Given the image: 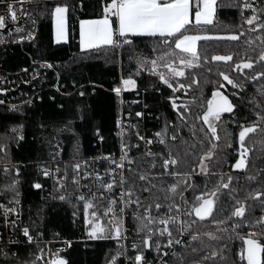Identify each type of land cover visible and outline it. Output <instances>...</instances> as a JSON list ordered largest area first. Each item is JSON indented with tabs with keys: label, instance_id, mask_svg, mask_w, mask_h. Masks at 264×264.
Instances as JSON below:
<instances>
[{
	"label": "snow or ice",
	"instance_id": "6c2138e0",
	"mask_svg": "<svg viewBox=\"0 0 264 264\" xmlns=\"http://www.w3.org/2000/svg\"><path fill=\"white\" fill-rule=\"evenodd\" d=\"M32 2L33 0H0V4L5 8V14L0 15V30L8 31V36L13 42L34 40L36 37L34 29L37 18L33 15V10L24 7L25 4ZM36 2L40 3L42 0ZM216 3L217 0H99L102 14L97 18L79 20V44L82 50L101 45L112 47L132 45L133 38L138 36L155 38L157 43L152 47L151 56L139 54L135 57L137 65L135 75L139 76L146 71L151 76H155L161 85L167 86L172 92L167 99L177 116L175 121L166 119L163 126L151 136L141 134L139 125L130 121L127 122V127H124L125 122L118 118L116 123L120 129L118 135L121 137L120 156L118 159L111 155L104 157L110 165L105 169L107 182L98 171L95 172L98 181L96 192H91L87 184L81 185L77 179L80 175L81 163L71 165L74 173L71 178L72 183L75 191L79 193L76 195V200L83 202L85 223H88L89 215L93 218L90 237L111 238L117 242V250L107 264H117L119 257H124L130 264H153V261L146 257L144 250H152L159 254L164 248H172L174 243H183L174 232L180 237L187 235L190 241H199L197 247L185 245L191 247L192 253H205L192 258L190 264H264V167L256 168L254 162L249 160V154L254 149L264 154V35H256L254 38L260 42L258 54L255 56L249 55V52H256L252 47L254 40L249 37L244 41L247 48L239 59L234 60L233 54L212 55L210 58L211 61L231 62L230 69L236 74V78L224 71H220L218 75L233 89L238 90L232 95L237 97L254 117L253 119H249L248 116L238 118L247 123H239L237 158L230 165L234 171L244 170L246 181L254 182L259 178L255 188L243 189L245 195L242 198L239 196L240 189L233 186L234 181L239 182V177L216 171L212 164L215 162V168H222L227 162V153L219 154L223 150L219 146L218 122L221 121L223 113H232L235 116L234 109L237 107L229 96L220 91V88L224 87L223 83L217 82L211 96L200 105L201 114L195 117L197 121L202 122L199 129L189 120L191 111L189 103L178 102L180 97L176 95L180 91L187 95V90L191 89L193 84L199 83L195 75L192 76L191 83H183L178 79L186 77L185 69L200 66L198 42L213 39L238 41L246 34L243 30L226 36L201 35L199 32L190 34L192 27L198 29L202 24L214 23ZM257 4L258 0H244L241 5L243 9L251 12V15L242 17L244 24L249 26L247 32L250 33L257 31L264 33V4L259 6ZM68 7L66 3H56L50 10L57 42L66 39ZM21 18H26V23L31 27L26 29L23 26H16ZM0 43H5L2 34H0ZM203 60L207 63L209 57L205 55ZM45 66L52 67L50 63H46ZM23 71L26 72L27 69ZM208 71L210 72L211 69ZM248 83L254 85L256 94L246 98L241 92L246 91ZM136 87L137 81L130 74L128 78H122L121 86L114 87L112 91L119 98L122 89ZM148 87L155 88L156 91L160 90L155 83ZM5 91L6 89L0 88V92ZM79 94L84 95L83 92ZM3 102L0 100V104ZM11 110L19 109L13 105ZM127 115L131 117L132 113L129 112ZM134 115L140 118L144 113L136 111ZM232 123H237V120H233ZM23 129V124L14 125L10 128L14 136H5L0 140V153L5 157L8 155L7 141L23 140ZM185 129L188 130L191 142L184 137ZM97 134H99L98 130ZM128 134L134 135L138 142L132 144ZM254 136L259 138L253 140ZM139 141L144 144L143 150L139 151L137 156H131L130 152L133 148L140 149ZM157 145L162 148L153 151V147ZM181 145L184 146L183 151L180 149ZM225 147L231 148L232 144L226 143ZM56 155L59 153L52 154L53 159ZM83 163L87 164L86 161ZM182 164L185 167L182 168ZM250 165L251 170H249ZM37 168L44 177L53 178L54 192L59 193L54 195L53 199L67 200L70 195L65 191L64 184L68 175L67 168L63 175H59L61 172L59 166L50 169L38 164ZM13 169L17 178L0 187V195L6 196L9 192L12 194L8 202L12 206L0 203V216L3 217L5 228H10L13 232H21L27 244H35L36 251L29 252V257L32 258H21L18 252H13L10 248L11 245L19 243V240L10 236L0 247V258L2 264H37L44 255V248L41 247L39 239L42 233L37 232L33 235L29 226L22 225L20 221L21 201L18 188L20 168L10 160H6L3 165L4 174L7 175ZM92 175L93 173L85 170L81 178L88 179ZM196 175L206 177V182L204 190L195 195L189 204L185 192L198 187L193 183V177ZM210 178L216 179L209 188ZM32 187L42 189L43 185L37 181L33 182ZM81 187L88 189L90 195L79 192ZM116 189L119 191L116 192ZM221 190H227L229 199L234 201L230 206L231 211L223 219L211 220V223L216 225L215 231H201L200 227L196 226H202V222L213 215L214 207H218ZM145 193L148 195L145 196ZM249 200L258 202L259 216L248 203ZM101 209L105 216L112 214L108 219L110 227L107 229V237L104 235L105 227L99 223ZM129 210L135 222L133 231L137 237L130 244L134 255L128 253L124 243L129 239L127 229L124 227V217L129 214ZM75 215L76 213L73 212V216ZM10 216L15 218L9 219ZM193 216L195 219L183 218ZM244 229L249 231L245 232ZM202 237L218 242L217 246L210 245ZM233 239L242 242L239 250L233 253L235 258L229 254V242ZM2 240L3 237L0 236V241ZM163 255L167 256L168 253L163 252ZM172 255L178 254L173 252ZM180 261L181 264H188L183 257ZM45 264H67V261L62 256L53 254L52 259L45 261ZM156 264H169V262L161 257Z\"/></svg>",
	"mask_w": 264,
	"mask_h": 264
},
{
	"label": "trees",
	"instance_id": "16d2710c",
	"mask_svg": "<svg viewBox=\"0 0 264 264\" xmlns=\"http://www.w3.org/2000/svg\"><path fill=\"white\" fill-rule=\"evenodd\" d=\"M243 2L244 0H217L214 23L201 25L198 29L190 28V33L199 32L226 36L229 33H238L243 30L246 34L241 36L238 41L213 39L198 42V51L201 56L200 66L185 69L186 77L178 79L183 83H191L192 76L195 75L199 83L193 84L191 89L187 90V95L183 91L176 93L180 97L178 102L189 103L191 110L189 120L195 123L198 129L202 122L197 121L195 117L197 114H201L200 105L211 96L217 82L223 83L224 87L220 88V91L229 96V99L237 105L234 109L235 116L232 113H224L221 121L218 122L219 146L223 150L219 154L227 153V162L223 164L222 168H215V162L212 164L216 171H224V173H231L239 177V182L234 181L233 186L240 189L239 196L241 198L245 195L243 189L255 188L259 178L254 182L246 181L244 179L246 172L244 170L234 171L230 165L237 158L235 152L238 148L239 123H247V121L238 120V118L248 116L249 119H253L254 117L244 104L232 95L234 91L238 90L233 89L218 75L220 71H224L235 79L236 74H233L230 69L231 62L211 61L210 58L212 55L233 54L234 60L239 59L247 48L244 41L249 37L253 38L252 47L256 49V52H249V55L258 54L260 42L254 38L256 35H264V33L247 32L249 26L244 24L242 17L251 15V12L241 7ZM56 3H66L69 6L67 13L68 41L58 44L53 43L52 40V18L50 15V10ZM260 4H264V0H258L257 6ZM34 10L38 14V30L34 44L6 47L2 51L1 66L10 71H17L28 67L31 57L36 62L50 63L52 67L34 66L36 71L31 81L37 85L39 91L34 95L30 105L18 106V111H12L6 106L0 105V140H3L5 136H14L10 132L12 126L24 125V139L20 141L9 139L7 141L8 155L5 157L3 153H0V157H3L0 159V163L10 160L12 164L20 168L18 188L24 217L32 234L42 233L39 239L44 252L46 247L42 242L47 240L50 242L52 254L62 256L67 264H107V261L115 254L118 245L109 239L89 237L90 224L85 223L82 202L71 199L65 201L47 199L44 179L37 165L57 153V145L60 147H58L59 155L64 158L73 159V157L93 155L95 147L98 146L94 143L97 140V130L103 137L101 145L104 151L115 150L114 121L120 115L124 116L129 112L132 113L130 117L132 121H141V118L150 124L161 121V124L159 122L160 128L166 119L177 120L167 99L172 95V92L167 86L161 85L155 76H151L146 71L139 76L135 75L137 67L135 57L139 54L152 55V47L157 43L153 37L138 36L133 38L132 45L121 47L101 45L87 50L79 49V20L101 15L99 0H82V4L78 0H42L40 4L33 7ZM205 55L209 57L207 63L203 60ZM208 69L211 71L209 72ZM130 74L137 81V87L132 90H123L118 98L112 89L119 86L121 78L129 77ZM153 83L160 89L159 91L148 87ZM30 87L31 84L23 86V89ZM80 92H83L84 95L81 96ZM137 92L142 93L143 103L131 105L129 103L131 100L137 98L139 101L140 99L136 95ZM255 94V87L252 83H248L246 91L241 92V95L246 98ZM136 111H142L144 116L135 117ZM233 120H237V123H232ZM69 121H71L70 125ZM66 125L68 127H65ZM184 137L191 142L187 129L184 131ZM258 138L254 136L253 140ZM229 142L232 147L226 148L225 145ZM56 143L58 144L56 145ZM205 143L207 146V142ZM180 149L183 151L184 146L181 145ZM137 155L138 152L133 149L132 156ZM249 160L254 162L256 168L264 167V154L255 149L249 154ZM181 167L183 168L185 165L182 164ZM249 170H251V165ZM14 178H17L14 169L5 175L3 166L0 165V187L10 183ZM215 179H208L209 188ZM168 180L170 181L171 178ZM37 181L43 185L42 189L32 187L33 182ZM205 182L206 177L203 175L193 177V183L198 187L186 191V197L190 199V204L194 196L204 190ZM11 195L10 192L6 196L0 195V203L9 202ZM248 203L253 206L255 214L259 216L258 202L249 200ZM232 204L234 201L229 199L227 190H221L218 207H214L213 215L202 222V226L197 225L196 227H200L201 231H215L216 225L211 223V220L213 218L223 219L231 211ZM73 212L76 213L75 216H73ZM99 215L102 217L103 226L106 229L104 235L107 237L109 227L102 209ZM193 218L195 219L194 216ZM221 227H226V225H221ZM247 230L249 229H244V231ZM202 239L212 246L218 244L216 241H209L207 237H202ZM241 243L239 239L229 242L230 256L235 258L233 253L239 250ZM186 244L197 247L199 241H188L179 246L175 252L178 255L173 256L169 264H181V257L190 264L192 258L205 254L204 252L192 253L191 247H185ZM10 248L11 250L15 248V252H18L21 258H32L29 257V252L36 251L35 244H19L10 246ZM45 261L46 257L43 256V259L37 261V264H45ZM0 264H2V258H0ZM117 264H122V257L118 258Z\"/></svg>",
	"mask_w": 264,
	"mask_h": 264
},
{
	"label": "built area",
	"instance_id": "2783aa9c",
	"mask_svg": "<svg viewBox=\"0 0 264 264\" xmlns=\"http://www.w3.org/2000/svg\"><path fill=\"white\" fill-rule=\"evenodd\" d=\"M78 1H81V0H78ZM37 4L38 3L36 2V0H33L32 3L25 4L24 7L28 8L30 10H33V7H36ZM3 14H5V8H4L3 4H0V15H3ZM33 15L37 18V24H36V27L34 29L36 32V35H37V30H38V14H37V11L34 10ZM16 26H23L26 29L31 27L30 24L26 23V18H21ZM0 34H2L5 38V43H0V88L8 90V89H12V88L18 86L16 90L7 91L5 94H0V100L4 101L0 105L6 106L9 109H11V107L13 105H15L17 107L23 106V105H28V104L30 105L32 103L34 95L38 94V91H39L37 85L32 83V81H31L33 75L35 74L34 66L40 65L41 67L45 68L46 63L45 62L41 63V62H36V61L34 63V60L30 57V64H28V67H24V68L17 70V71H10L8 69L3 68L1 66V62H2L1 56H2V51L6 47L11 46V45L23 46L25 44H27V45L28 44H34L35 39L34 40H24L22 42H13V39L9 38V36H8V31L0 30ZM23 69H27V71L25 72V71H23ZM30 84H31V87L29 89H25V90L23 89V86H28ZM34 90H36V91H34ZM122 91H121V93H122ZM136 95L140 97L139 102L143 103L142 93L137 92ZM132 101H138V100L136 98V99H133L129 102L131 105H134L136 103H132ZM142 107H143V104H142ZM118 118H120L122 121L125 122L124 127H127V122H129V121L133 124H138L139 129L141 131V134L146 135V136H151L154 131L159 130V121H156L155 124H150L147 121H144L143 118H141V121H132L127 114H125L124 116L120 115ZM117 119H116V121H117ZM116 121H114L115 128L113 130V137H114V140L116 143V149L115 150L104 151V149L101 145L102 144V139H101L102 136L97 134V132H96L97 140L94 143L98 144V146L95 147V151H94L93 155H90L87 157L86 156L73 157V159L72 158H64V157H61L60 155H58L55 157V159H53V157H52V158L44 160L41 163L42 165H45L50 169H55L57 166H59V168L61 169V172L59 173V175H63L65 169L67 168L68 175H67V178L64 180V184L66 186L65 191L70 194L68 199H71V200L76 201V202H82V201L76 200V195H78L79 193L75 191V186L73 185L72 179H71L73 174H74L71 165L74 163H78V162L81 163L80 175L77 176V179L79 180L81 185L87 184L89 186V188L91 189V192H96L97 187H98V181L96 180L95 172L98 171L101 174V176L104 177V181L107 182V177L105 176V169L110 167V165H109L108 160L104 159V157L111 155V156L115 157L116 159H118L120 156L121 137L118 135V132L120 131V129L117 127ZM128 138L132 144H135L138 142L136 140V137L132 134H128ZM139 143H140V149L139 150L136 148H133V149H136L137 152L142 151L144 148L143 142L139 141ZM160 148H161V146H159V145L154 146L153 151L160 150ZM133 149L130 152L131 156H132ZM84 161H86L87 164L83 163ZM85 170H87L90 173H93V175L90 176L88 179H82L81 178V177H83V172ZM42 177L44 179L45 196L47 197V199L58 200V199H53L54 195L59 194L57 192H54V180H53V178L51 176L50 177H44L43 175H42ZM118 191H119V189H116V192H118ZM79 192H83L86 195H90L89 190L86 188H83V187H81L79 189ZM3 204H8L9 207L12 206L8 202L3 203ZM19 208L21 209L20 221L22 222V225L27 224L26 219L24 217L23 206L21 203L19 205ZM130 211L131 210H129V214L124 217V227L127 229V235L129 236V239L124 241V243L127 246L128 253L130 255H134V250L131 249L130 244H131L132 240L137 239V237L135 236V233L133 231V229L135 228V222L133 221L132 216L130 215ZM111 215H112L111 213H109L107 216L104 215L106 218L108 227H110V225L108 224V219ZM13 218H15V217L14 216L9 217V219H13ZM183 218L186 219L185 217H183ZM187 219L190 220V219H194V218L193 217H187ZM99 223L103 226L102 217H101ZM33 235H35V234H33ZM174 235H176L177 238L181 239L183 241V243H181V244H175L174 243L172 248H164L163 251L159 254L155 251H152V250H144L146 257L149 260H152L153 264H156V262L161 257H163L164 260H167L169 262L170 258L173 257L172 253L176 252L180 245H183L184 243L190 241L188 239L187 235L180 237L175 232H174ZM0 236L3 237V240L0 241V247H2L3 244L7 242L8 238L10 236L13 237L14 239L19 240V243L11 245V246H15V245H19V244L29 245V244H27L26 239L23 237L21 232H19V231L13 232L10 228L4 227L2 216H0ZM105 239H109V240L113 241L114 244L117 245L116 240L111 239V238H105ZM45 242H47V243H45ZM42 243L45 244V247H46L43 256H45L49 260L52 257V250L50 247V242L46 240V241H43ZM11 251L15 252V248H12ZM163 252H167L168 255L164 256ZM122 264H130V262L126 261L124 259V257H122Z\"/></svg>",
	"mask_w": 264,
	"mask_h": 264
},
{
	"label": "rangeland",
	"instance_id": "374dc122",
	"mask_svg": "<svg viewBox=\"0 0 264 264\" xmlns=\"http://www.w3.org/2000/svg\"><path fill=\"white\" fill-rule=\"evenodd\" d=\"M36 71V70H35ZM126 78H128V77H126ZM121 80H122V78L120 79V82H119V86H121ZM122 90H125V89H122ZM126 90H131V89H126ZM160 122V124H161V121H159ZM159 129H160V125H159ZM58 143H56V145H57ZM59 147V146H58ZM58 147L56 148V151L58 152ZM60 148V147H59ZM161 148H162V146H161ZM160 148V149H161ZM56 156H58V155H56ZM52 158V157H51ZM43 162V161H42ZM41 162V163H42ZM4 163L5 162H3V163H0V165H4ZM40 163V164H41ZM223 173H224V171H222ZM170 178V177H169ZM185 196H186V192H185ZM187 199H188V201H190V199L188 198V197H186ZM189 204H190V202H189ZM186 219H187V217H185ZM88 223L90 224V227H89V229H88V232L90 233V231H91V227H92V224H93V218L89 215V218H88ZM89 237H90V235H89ZM185 244V243H184ZM183 244V245H184ZM181 246V245H180ZM172 258V257H171ZM170 258V259H171ZM46 261H48V259L46 258ZM170 261V260H169Z\"/></svg>",
	"mask_w": 264,
	"mask_h": 264
},
{
	"label": "crops",
	"instance_id": "0c3cea01",
	"mask_svg": "<svg viewBox=\"0 0 264 264\" xmlns=\"http://www.w3.org/2000/svg\"><path fill=\"white\" fill-rule=\"evenodd\" d=\"M94 18H97V17H94ZM85 19H90V18H85ZM67 23H68V22H66V39L63 40V41H59V42H57L56 39H55V32H54V27H53V22H52V40H53V43L58 44V43H65V42L68 41ZM202 25H204V24H202ZM78 27H79V25H78ZM190 34H196V33H193V32H192V33H190ZM199 34L203 35V33H199ZM79 49L82 50V49L80 48V44H79ZM85 50H87V49H85ZM83 212H84V210H83ZM84 215H85V213H84ZM88 233H89V232H88ZM93 239H96V238H93ZM52 256H53V254H52ZM58 256H59V255H58ZM51 259H52V257H51ZM49 260H50V259H49Z\"/></svg>",
	"mask_w": 264,
	"mask_h": 264
},
{
	"label": "water",
	"instance_id": "95a60500",
	"mask_svg": "<svg viewBox=\"0 0 264 264\" xmlns=\"http://www.w3.org/2000/svg\"><path fill=\"white\" fill-rule=\"evenodd\" d=\"M19 22V20L17 21V23ZM27 84V83H26ZM18 86L12 88V89H8L6 90L5 92H0V94H5L7 91H13V90H16Z\"/></svg>",
	"mask_w": 264,
	"mask_h": 264
},
{
	"label": "flooded vegetation",
	"instance_id": "af4514ba",
	"mask_svg": "<svg viewBox=\"0 0 264 264\" xmlns=\"http://www.w3.org/2000/svg\"><path fill=\"white\" fill-rule=\"evenodd\" d=\"M224 114V113H223ZM237 141H238V136H237ZM237 144H238V142H237ZM235 152V151H234ZM236 153V152H235ZM248 231V230H247ZM246 232V231H245Z\"/></svg>",
	"mask_w": 264,
	"mask_h": 264
}]
</instances>
